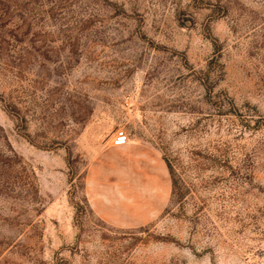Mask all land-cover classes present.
I'll list each match as a JSON object with an SVG mask.
<instances>
[{
  "label": "rangeland",
  "instance_id": "1",
  "mask_svg": "<svg viewBox=\"0 0 264 264\" xmlns=\"http://www.w3.org/2000/svg\"><path fill=\"white\" fill-rule=\"evenodd\" d=\"M55 3L0 0V264H264V0Z\"/></svg>",
  "mask_w": 264,
  "mask_h": 264
},
{
  "label": "trees",
  "instance_id": "2",
  "mask_svg": "<svg viewBox=\"0 0 264 264\" xmlns=\"http://www.w3.org/2000/svg\"><path fill=\"white\" fill-rule=\"evenodd\" d=\"M55 5H58V0H56ZM167 166L169 168L170 174H171V179H172V192L173 189L175 188V185L177 184V177H176V173H175V168L173 166V164L171 163L170 160L167 159Z\"/></svg>",
  "mask_w": 264,
  "mask_h": 264
},
{
  "label": "built area",
  "instance_id": "3",
  "mask_svg": "<svg viewBox=\"0 0 264 264\" xmlns=\"http://www.w3.org/2000/svg\"><path fill=\"white\" fill-rule=\"evenodd\" d=\"M115 143H124L127 140V135L123 131L117 132L116 136L114 137Z\"/></svg>",
  "mask_w": 264,
  "mask_h": 264
}]
</instances>
